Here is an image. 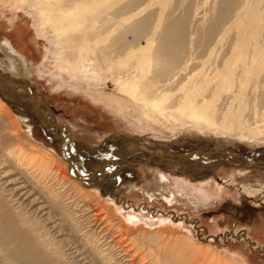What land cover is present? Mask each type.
Here are the masks:
<instances>
[{"label": "bare ground", "instance_id": "obj_1", "mask_svg": "<svg viewBox=\"0 0 264 264\" xmlns=\"http://www.w3.org/2000/svg\"><path fill=\"white\" fill-rule=\"evenodd\" d=\"M169 1L0 0V9L29 18L37 39L45 44V68L53 85L65 83L82 91L136 128L163 134L190 127L242 139L259 136L264 132V107L259 112L255 100L264 86L259 71L264 68L256 66L262 56L260 62L264 60V0H212L209 17L204 9L199 11L207 0H200L201 5L186 7L182 17L165 23L163 7ZM149 6L159 9L145 14ZM197 22L204 57L198 61L200 69L186 70L196 60L189 25ZM124 24L132 34L131 44L121 43L119 35L113 46L123 51L107 56L99 46L119 34ZM139 38L162 47L156 51L161 62L154 69L140 63ZM4 44L12 68L2 73L17 79L18 85L1 86L16 97L30 65L10 41ZM164 56L168 61L162 64ZM107 81L112 93L105 92ZM20 128L0 101V264H246L196 242L188 232L184 237L167 232L181 227L169 219L157 217V226L148 230L135 215H115L116 205L101 199L96 183H86L88 175L75 167L71 172L75 161L68 151L62 164ZM223 155L249 168L244 158ZM153 159L156 164L174 163L167 155L140 160L150 165ZM158 178L167 180L163 174ZM243 191L264 193V185H248ZM198 193V199L208 197L204 188ZM76 217L82 229L75 227ZM94 244L109 249L112 257L102 255Z\"/></svg>", "mask_w": 264, "mask_h": 264}, {"label": "rangeland", "instance_id": "obj_2", "mask_svg": "<svg viewBox=\"0 0 264 264\" xmlns=\"http://www.w3.org/2000/svg\"><path fill=\"white\" fill-rule=\"evenodd\" d=\"M147 1L149 0H145L146 3ZM201 1H169L168 6L163 7V22L182 17L186 7L201 5ZM211 2L212 0H207L206 5L199 11L204 9L208 15ZM148 9L145 14L152 13L159 7L149 6ZM199 16L201 14L197 19ZM198 24L197 22L195 26L192 23L189 25V33L194 34L195 39L191 54L196 60L192 61L186 70L200 69L198 61L204 57L199 42L202 28ZM120 27L119 34L116 32L103 46H99L106 51L107 56L113 57L115 52L118 54L123 51L122 47L119 49L117 45L113 46V41L119 35L123 36L119 40L121 43L131 44L132 34L126 28L127 24ZM142 39H138V45L141 46L136 48L140 63L146 69H154L161 62L156 51L162 47L151 39ZM5 40L10 41L15 50L29 63L30 70L28 68L25 80L31 85L33 95L46 105L54 123L64 124L69 129L71 142L66 144L65 150L72 155L75 168L81 174L84 172L83 175L95 172L110 160L130 161L149 155H179L191 152L198 156L199 152L223 151L242 157L248 163L264 161V132L254 138L247 136L243 139L233 135H217L211 130L205 132L206 129L195 131L190 127L178 128L173 133L149 132L144 128L141 130V127H134L129 120L122 118L105 103L69 87L68 84L53 85L48 77L51 72L45 68V44L37 39L29 18L1 9L0 73H7L12 68L9 62L12 56L6 50ZM260 60L256 69L259 66L264 68V60ZM167 61L164 56L162 64ZM259 71L264 75V70ZM107 82L105 92L112 93V84ZM1 85L11 88L12 84L0 81V101L20 124L21 133L29 132L30 138H34L37 145H43L60 163L65 164L64 158L59 156L58 138L44 127L39 111L27 95L21 90L18 96L14 97ZM259 91L255 101L261 112L264 107V86ZM151 164L154 166L120 169L109 164L86 183H96L101 199H105L110 205H116L118 211L115 215L119 214L125 218L128 214L135 215L137 220L145 223L144 227L148 230L157 226L158 218L169 219L181 225L177 230H166L171 234L184 237L188 232L193 240L208 245L217 252L235 256L246 264H264V193L243 191L248 185H264V167L243 169L224 161L202 163L189 160L177 163L162 161L156 164L154 159L150 161ZM159 174L166 176L167 180L159 179ZM231 176V182L226 183L225 180ZM176 180L178 183L183 182V186L182 183L181 186L177 184ZM217 185H220L222 190H219ZM200 187L208 194L205 200L198 199ZM73 222L77 229H82L81 219L76 217ZM134 234L135 232L132 235ZM93 246L98 250L100 248L101 254L110 258L109 249L99 245L97 247L96 244Z\"/></svg>", "mask_w": 264, "mask_h": 264}, {"label": "water", "instance_id": "obj_3", "mask_svg": "<svg viewBox=\"0 0 264 264\" xmlns=\"http://www.w3.org/2000/svg\"><path fill=\"white\" fill-rule=\"evenodd\" d=\"M0 80H2V81L4 80V81L12 84L13 86L18 85L17 79L6 76L3 73H0ZM22 82H23V86H21L22 91L27 95V97L29 98L31 103L39 111L42 124L47 129V131L51 132L56 138H58V140L60 142L59 155H61L62 158L67 159L66 154H65L66 144L71 142V140L69 138V129L64 124L54 123L48 114V110H47L46 105L43 102L37 100V98L33 95L32 91H31V85L28 83V81L24 80ZM58 134H60V136H58ZM224 153H223V151L199 152V155L197 156L194 153L190 152V153H182L179 155H167V156H169V158H171V160H173L174 163L189 160V161H196V162H202V163H206V162H210V161H224V162H229L230 164H235L233 162H230L225 157V155H223ZM205 157H207V158L209 157L211 159L207 160V159H205ZM109 164H113V165L117 166L119 169L122 167L131 168V167H135V166H139V165L144 166V167L150 166L146 163H141L140 159H133L130 161L122 160V159H114V160H110L106 164L100 166L98 169H96L95 172L87 174L88 175V176L86 175L87 178L88 177L92 178L93 176L97 175L98 172L103 167H105L106 165H109ZM70 165L72 167L71 172L74 173L75 164L71 163ZM246 166L249 167L248 169L262 168V167H264V161L259 162V163H247Z\"/></svg>", "mask_w": 264, "mask_h": 264}]
</instances>
